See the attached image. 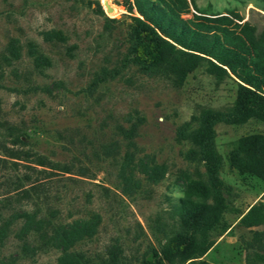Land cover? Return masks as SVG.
I'll list each match as a JSON object with an SVG mask.
<instances>
[{
    "label": "rangeland",
    "instance_id": "1",
    "mask_svg": "<svg viewBox=\"0 0 264 264\" xmlns=\"http://www.w3.org/2000/svg\"><path fill=\"white\" fill-rule=\"evenodd\" d=\"M133 17L205 60L182 80L162 66L141 67ZM251 28L264 32V0H0V200L41 183L36 206L12 205L43 222L22 235V219H12L0 264H59L68 254L77 264H144L171 237L190 233L191 212L214 191L226 208L198 235L211 246L182 264H264V216L240 222L264 205V140L249 157L242 142L264 137V120H233L242 80L196 51L212 47L216 34L234 46ZM208 114L213 172L198 142ZM77 222L87 230L63 245L58 235Z\"/></svg>",
    "mask_w": 264,
    "mask_h": 264
},
{
    "label": "trees",
    "instance_id": "2",
    "mask_svg": "<svg viewBox=\"0 0 264 264\" xmlns=\"http://www.w3.org/2000/svg\"><path fill=\"white\" fill-rule=\"evenodd\" d=\"M140 10V8L138 7ZM145 19L147 15L142 13ZM134 23L130 31V39L133 42V60L145 69L157 67H165L174 73L180 80L196 68L203 60L202 56L188 51L176 48L168 40L164 39L148 22L139 17H133ZM150 21V20H149ZM242 27H245L242 26ZM252 30V31H251ZM227 31V30H226ZM246 38L239 35L232 38L231 46L226 36H215L212 47L209 49H196V51L206 53L213 57L221 65L227 66L234 74L239 76L243 83L237 84V93L233 103V120L236 123H243L250 118H258L264 120V95L258 92L259 83L257 80L264 81V32L256 35L254 29H248ZM225 32V30H224ZM243 33V32H242ZM203 50V51H202ZM249 54L253 55L252 61L248 59ZM209 67L215 73H226L219 65L209 61ZM252 70L255 73H251ZM249 84L251 87L246 86ZM208 114L203 121V126L198 133V142L204 144L205 158L207 168L210 172L215 169L212 154L210 153V138L212 134L211 117ZM264 140V137L253 135L245 137L243 144L245 145L247 157L250 152L256 150L257 145ZM233 165H237L238 159H231ZM259 162L247 161L252 165L250 169L256 174L262 175L261 168L258 169ZM17 180H20L18 177ZM42 186L41 183H31L29 188H22L13 195L4 197L0 200V239L3 238L11 225L12 219H22L20 232L27 235L31 230H40L42 227V219L37 217V212L24 207H14L13 203L25 201V205L31 202L37 205V190ZM36 195V196H35ZM226 208L225 199L219 191H214L211 195V203L206 207L202 206L193 210L190 214L191 231L189 234L179 233L171 237L160 251H154L151 260L144 264H182L186 260L197 255H202L211 246V241L201 233H205L214 223H216L222 211ZM9 215H5L8 213ZM264 205H254L240 219L245 226L257 225L263 221ZM85 227V228H84ZM87 227L81 223H74L62 234H59V242L63 245L72 242L69 238L71 234L87 230ZM59 264H77V260L73 255H64ZM246 264H253L248 259Z\"/></svg>",
    "mask_w": 264,
    "mask_h": 264
},
{
    "label": "water",
    "instance_id": "3",
    "mask_svg": "<svg viewBox=\"0 0 264 264\" xmlns=\"http://www.w3.org/2000/svg\"><path fill=\"white\" fill-rule=\"evenodd\" d=\"M108 9H109V10H111V7H110V6H108Z\"/></svg>",
    "mask_w": 264,
    "mask_h": 264
}]
</instances>
